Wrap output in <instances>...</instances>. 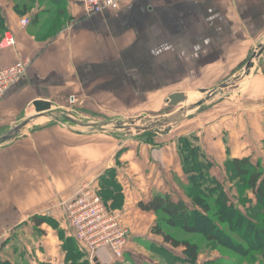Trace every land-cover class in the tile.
Here are the masks:
<instances>
[{
  "label": "crops",
  "instance_id": "obj_1",
  "mask_svg": "<svg viewBox=\"0 0 264 264\" xmlns=\"http://www.w3.org/2000/svg\"><path fill=\"white\" fill-rule=\"evenodd\" d=\"M5 32L15 45L0 50V69L30 64L0 101V136L35 116L36 101L48 102L51 115L77 106L94 127L76 129L62 119L0 145L1 260L65 264L58 230L75 240L88 264L151 260L162 239L151 234L154 213L138 203L155 195L183 199L187 179L176 136H195L216 169L230 158L264 162V51L237 90L190 113L166 136L147 142L103 128L108 119L149 118L171 94L187 97L235 77L264 45V0H124L117 10L90 16L66 0H0V37ZM111 168L123 205L110 214L131 237L120 260L106 246L90 255L65 214L80 188L99 189ZM34 216L49 217L58 229L35 227Z\"/></svg>",
  "mask_w": 264,
  "mask_h": 264
},
{
  "label": "trees",
  "instance_id": "obj_2",
  "mask_svg": "<svg viewBox=\"0 0 264 264\" xmlns=\"http://www.w3.org/2000/svg\"><path fill=\"white\" fill-rule=\"evenodd\" d=\"M191 139L198 141L196 137ZM177 145L182 171L189 185L187 188L189 194L194 189L200 197L208 198L209 194L215 195L213 202L216 209L212 210L208 203L204 200L199 201L198 197H191L192 206H194L192 207L182 200L174 202L169 195H155L146 203H138L139 210L161 215L162 218L159 221L169 229H180L186 234L202 233L209 242L218 243L219 246L232 250L233 253L244 256L248 250H252L264 256V172L260 168V163H253L249 158H230L224 163L229 183H233L239 192L240 204L248 201L246 192L249 191L254 197V202L250 201V207L246 209L245 215L236 208L233 201L228 199L224 193V187L210 175L213 164L202 153L199 145L191 146L188 137L180 138ZM206 182L208 186L206 190H203L202 187ZM98 187L99 189L95 188L94 191L109 213L122 208V188L116 180L114 168L106 170L99 177ZM31 222L35 227L46 224L58 229L57 223L46 216H34ZM224 226H228L233 234H237L243 244L232 239L224 230ZM152 232L161 236L163 243L173 249L183 248L184 256L176 258L171 255V262L195 263L198 256V247L195 244L174 238L171 234L165 233L159 225H156ZM58 234L65 253V264H88L83 259L84 255L78 249L75 240L64 237L62 230H58ZM0 264L24 263H11L0 258Z\"/></svg>",
  "mask_w": 264,
  "mask_h": 264
},
{
  "label": "rangeland",
  "instance_id": "obj_3",
  "mask_svg": "<svg viewBox=\"0 0 264 264\" xmlns=\"http://www.w3.org/2000/svg\"><path fill=\"white\" fill-rule=\"evenodd\" d=\"M248 64V63H247ZM247 64L245 63L243 65V67L236 72L235 77L232 78H225V79H221V83L219 85L215 84H209L207 91L211 92L215 89H217L220 85L223 84H227V83H231L235 78H239V81L235 84V87L237 85V87L235 89H226L221 91L220 94H218L217 96H215L214 98L210 99L209 101L203 103L201 106H199L198 108H196L195 110L189 111L186 114H184L183 117H185L184 119H186L187 116L190 115V113H196L202 109H205L206 107H208V105L219 102L221 100H224L225 96L227 93H233L235 90H237L238 86L240 85V83L244 80V73H245V68L247 66ZM205 98V95H201L199 94V91H194V93L188 94L187 95V102L177 105V106H173V107H168L167 105L165 106V108L163 107L160 111H158L155 115H149V118H142L139 121H136L134 123V126L137 128H140V130H134L133 128L127 130V132L121 131V130H115L113 127L116 125V123H119V121H112L110 119H108V121L106 122V125L103 126V128L105 130H107V133L111 134V135H117V136H130V137H141V139H143L144 141L147 142H153L152 138L159 136V135H155L152 131L153 129H156V127L158 126H151V123L155 122V121H160L163 120L165 118L170 117L171 115L175 114V112L180 111L181 109L187 108L191 105H195L198 102H200L201 100H203ZM66 108H69L67 110H62V111H57L55 112V115H52L53 119H59L60 122H64L62 120L63 116H68L73 118L76 121H79L81 124H87L89 123L88 118L85 119L84 117L87 116L85 114H87L86 112H84L82 109H79L77 106H71L69 104H66L65 106ZM74 110V111H71ZM80 112L77 113V115L74 112ZM82 114V115H81ZM39 117V115L35 114V116H33L32 118H36ZM41 117V116H40ZM46 118V117H44ZM122 121V120H121ZM124 121V120H123ZM56 121H53L50 118H46L43 120H39V122H36L34 125H31V127H36V125H39V127H42L44 125H50L53 124ZM127 122V121H126ZM65 123V122H64ZM63 123V124H64ZM125 123V122H122ZM61 124V123H60ZM69 125V127H74L76 129H83V127H79L78 124H70L67 123ZM148 126H151V129L148 130H144L143 128H147ZM178 126V125H177ZM87 128V127H86ZM176 128V127H175ZM7 131H5L2 134H5ZM26 130H23L19 135L25 133ZM1 134V135H2ZM18 135V136H19ZM17 136V137H18ZM183 137H188L189 142L191 144V146L196 147L198 146V141H195L194 139H191V137H195V136H176V143L178 142V140L180 138ZM126 139V138H125ZM7 143V142H6ZM5 144V143H4ZM2 144V145H4ZM264 161V160H263ZM225 163V162H224ZM256 163H260V168L263 170L264 172V162L262 163L261 161H258ZM224 164L223 167H221V169H216L213 165L212 168H210V175L212 177H214L216 179V181H218L223 187H224V193L225 195L228 197L229 200L234 202V205L236 206V208H238L240 211H242V213H244L246 215V209L250 207V201L254 202V197L253 195L248 191L245 193L247 202L243 203L242 205L239 202V192H237L236 188L234 187L233 183H229L228 181V176L227 173L224 169ZM208 182H206L202 189L206 190ZM189 185L187 184V187L182 188V197L183 200L186 204H189V206H192V199L198 197L199 201L203 202V200L209 204V206L211 207L212 210H214L215 204L213 202V200L215 199V195H210L208 196V198H204V197H200L198 196L197 192L193 189L190 191V194L188 192V188ZM214 192L215 189H214ZM178 196V195H177ZM172 197V196H171ZM245 198V200H246ZM194 207V206H192ZM212 216L214 215L213 212L211 211ZM162 216L161 215H155V222L154 225L151 227V234L154 236L159 237V239H162L161 236L156 235L152 232V229H154L156 227V225H159L160 228L165 232V233H169L171 234L174 238L180 240V241H188L189 243L195 244L198 247V256H197V260L195 261L194 264H264V256H262L260 254V252H253L252 250H248L247 253L243 256L240 255L238 253H233L232 250H227L224 247H221L218 245V243H211L209 242L206 238L205 235L202 233H196V234H186L184 232H182L180 229H169L168 227H166L164 225V223H162L161 221H159V219H161ZM224 230L227 232L228 235H230L232 237V239H234L236 242L243 244V242H241L239 240V236L237 234H233L228 226H224ZM18 241V239H17ZM17 244L19 242H16ZM163 245V246H162ZM162 245L158 246L156 244V246L152 247V249L150 250L153 258L151 256V260L147 261L148 259H144L146 261H139L140 264H168V263H172V264H187V263H180V262H171L170 261V256L172 255V253H177L176 255H174L176 258L179 257H183V248H179L178 250H174L172 247L168 246V248L164 247L166 246V244L163 243L162 240ZM170 248L172 250H174L172 252V250H170ZM148 257H150L148 255ZM17 259V257L15 258ZM92 263V262H91ZM124 263H128V264H136L131 260H124ZM93 264V263H92Z\"/></svg>",
  "mask_w": 264,
  "mask_h": 264
},
{
  "label": "built area",
  "instance_id": "obj_4",
  "mask_svg": "<svg viewBox=\"0 0 264 264\" xmlns=\"http://www.w3.org/2000/svg\"><path fill=\"white\" fill-rule=\"evenodd\" d=\"M66 1L79 5L84 14L90 16L117 10L124 0ZM28 24V20L20 22L22 27ZM14 45V35L3 33L0 37V50L11 49ZM29 64L28 60H20L0 69V101L12 85L24 78ZM65 214L75 238L87 248L90 255H95L98 248L106 246L117 260L122 259L131 238L130 233L117 221L115 215L106 210L101 198L90 185L82 186L76 196L65 204Z\"/></svg>",
  "mask_w": 264,
  "mask_h": 264
},
{
  "label": "water",
  "instance_id": "obj_5",
  "mask_svg": "<svg viewBox=\"0 0 264 264\" xmlns=\"http://www.w3.org/2000/svg\"><path fill=\"white\" fill-rule=\"evenodd\" d=\"M264 51V45L261 47V49L253 55L252 59L248 62L247 66H246V74L249 72L250 68L252 67L253 64V60L257 59L261 53ZM245 74V73H244ZM239 81V78H235L231 83H227V84H223L220 85L217 89L208 92L206 90H200L199 93L201 95H205V98L203 100H201L200 102H198L195 105H191L187 108L181 109L178 112H175V114L171 115L168 118H165L163 120L160 121H155L153 123H151V126L155 125L158 126L156 127V129H153V133L155 135H159V136H166L168 135L175 127H177V125L183 120V116L184 114H186L189 111H192L196 108H198L199 106H201L203 103L209 101L210 99L214 98L215 96H217L218 94L221 93V91L226 90V89H234L235 88V84ZM187 101V97L185 94L183 93H174L171 94L168 99H167V105L168 107H173V106H177L180 104H183ZM33 107L35 110V113L37 115H39V117L36 118H30L27 119L25 121H22L21 123H19L18 125H16L15 127L11 128L9 131H7L5 134H2L0 136V145L9 142L13 139H15L23 130H25L26 128L30 127L31 125H34L36 122H38L41 118H50L52 120L53 117L51 115V106L48 102L46 101H36L33 103ZM41 116V117H40ZM62 119H64L65 121H69L71 123L74 124H78L81 125L83 127H88V128H93L94 126L91 125L90 123H85V124H81L79 121L74 120L71 117L68 116H63ZM55 121H60L59 119H56ZM134 121H127L125 123H116V125L113 127L115 130H121L124 132H127V130L133 128L134 130H140V128H137L134 126ZM151 126H148L147 128H143L144 130H149L151 129ZM95 262V260H94Z\"/></svg>",
  "mask_w": 264,
  "mask_h": 264
}]
</instances>
